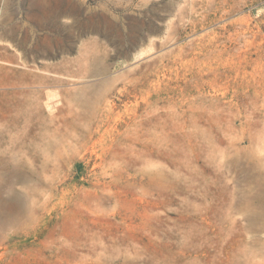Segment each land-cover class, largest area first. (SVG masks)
Listing matches in <instances>:
<instances>
[{"label":"rangeland","instance_id":"374dc122","mask_svg":"<svg viewBox=\"0 0 264 264\" xmlns=\"http://www.w3.org/2000/svg\"><path fill=\"white\" fill-rule=\"evenodd\" d=\"M0 264H264V0H0Z\"/></svg>","mask_w":264,"mask_h":264}]
</instances>
